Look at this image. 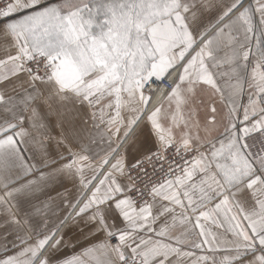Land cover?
Returning a JSON list of instances; mask_svg holds the SVG:
<instances>
[{
  "label": "snow or ice",
  "instance_id": "6c2138e0",
  "mask_svg": "<svg viewBox=\"0 0 264 264\" xmlns=\"http://www.w3.org/2000/svg\"><path fill=\"white\" fill-rule=\"evenodd\" d=\"M0 264H264V0H0Z\"/></svg>",
  "mask_w": 264,
  "mask_h": 264
}]
</instances>
